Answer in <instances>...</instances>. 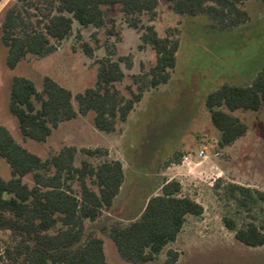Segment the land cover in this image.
I'll return each instance as SVG.
<instances>
[{
  "label": "trees",
  "instance_id": "1",
  "mask_svg": "<svg viewBox=\"0 0 264 264\" xmlns=\"http://www.w3.org/2000/svg\"><path fill=\"white\" fill-rule=\"evenodd\" d=\"M5 0H0V6ZM249 0H10L0 12V53L14 70L29 57L44 59L79 29L104 30L107 12L116 7L121 20L141 34L144 45L155 52V64L142 76H133L136 90L126 97L117 88L126 77L114 52L97 62L96 84L73 94L50 77L42 89L26 77L12 80L9 114L18 121L25 141L46 143L60 125L94 114L98 132L114 135L135 111L145 93L169 84L177 66L180 39L174 33L159 36L154 25L162 3L180 17L206 16L212 27L234 30L248 21ZM177 32V30H175ZM107 34L121 43L122 33L111 27ZM79 37V35L77 36ZM81 49L93 57L94 49L82 42ZM205 105L219 146L226 148L244 137L247 124L232 115L238 110L259 112L264 108V68L245 86L223 84L208 95ZM84 159H80V157ZM184 155L175 154L166 167L180 165ZM109 158L108 150L65 146L48 158L32 153L20 144L0 122V161L10 169L3 179L0 167V264H109L105 239L114 243L121 259L129 264H148L177 241L188 217H201L204 207L185 195L178 179H164L158 194L150 195L142 209L131 216L114 215L115 202L126 181L125 165L119 159L98 164L92 159ZM223 179H217L220 188ZM226 197L237 210L249 215L239 226L238 219L224 217L227 230L249 248L264 247V192L227 183ZM262 218V219H261ZM167 264H175L179 253L167 251Z\"/></svg>",
  "mask_w": 264,
  "mask_h": 264
},
{
  "label": "rangeland",
  "instance_id": "2",
  "mask_svg": "<svg viewBox=\"0 0 264 264\" xmlns=\"http://www.w3.org/2000/svg\"><path fill=\"white\" fill-rule=\"evenodd\" d=\"M9 1L2 3L0 12ZM245 9L248 13L245 25L221 30L213 28L206 16L180 17L162 3L154 25L159 36L175 32L180 39L176 69L168 85L145 93L114 135L98 132L93 123L94 114H89L60 125L46 143L25 141L18 121L9 114L8 102L15 77L32 80L39 90L44 77H50L74 95L82 93L95 86L97 62L111 52L114 59H128L122 64L126 77L116 86L129 97L128 88L136 90L132 77L144 75L156 59L153 49L143 44L141 34L121 20L118 8L108 10L106 29L96 31L75 26L74 33L54 54L44 59L29 57L14 70L7 68V52L1 47L0 122L20 144L42 158H48L65 146L108 150L109 158L91 162L119 159L125 165L126 181L115 202L113 214L116 216L138 213L150 195L159 193L164 179H178L183 193L202 204L203 216H189L177 241L148 264H167L170 249L179 253L175 264H264V247L244 246L223 223L226 216L238 219L239 226L249 220L248 213L236 211L235 203L226 197L227 183L264 192V108L259 112H233L234 117L247 124L248 132L232 146L221 148L220 133L213 126L205 105L208 95L223 84L245 86L264 68V0H249ZM111 27L122 33L121 43L117 44L115 38L107 34ZM82 42L93 47L92 58L83 53ZM204 147L208 148L209 158L201 161L193 173L180 177L174 167L167 171L165 161L169 157L195 155ZM213 154L219 156L213 157ZM0 167L2 178L9 179V166L0 161ZM160 170L168 176H160ZM217 179H223L224 183L216 189ZM260 205L263 209L257 207L254 214L263 217L264 204ZM6 235L0 233L1 238ZM104 239L108 263L129 264L121 259L114 243Z\"/></svg>",
  "mask_w": 264,
  "mask_h": 264
},
{
  "label": "built area",
  "instance_id": "3",
  "mask_svg": "<svg viewBox=\"0 0 264 264\" xmlns=\"http://www.w3.org/2000/svg\"><path fill=\"white\" fill-rule=\"evenodd\" d=\"M218 156V154H213V157ZM208 158V148L204 147L195 155H184L179 167L186 171V174L189 175L193 173L195 168L200 166L201 161L207 160ZM186 174L183 175L186 176Z\"/></svg>",
  "mask_w": 264,
  "mask_h": 264
},
{
  "label": "crops",
  "instance_id": "4",
  "mask_svg": "<svg viewBox=\"0 0 264 264\" xmlns=\"http://www.w3.org/2000/svg\"><path fill=\"white\" fill-rule=\"evenodd\" d=\"M172 157V156H171ZM171 157H169L165 162H167ZM165 162H163V163H165ZM162 163V164H163ZM180 165H176V166H173L174 167V170H176V173L175 174H179V176L181 177L183 174H186V171H184V170H182V168H180L179 167ZM171 170H173V168L171 167V168H168V170L167 171H171ZM160 172H161V174H160V176H168L167 174H166V172L165 171H162V170H160ZM169 180H171V179H169ZM162 185V184H161ZM132 215V214H131ZM130 215V216H131Z\"/></svg>",
  "mask_w": 264,
  "mask_h": 264
}]
</instances>
